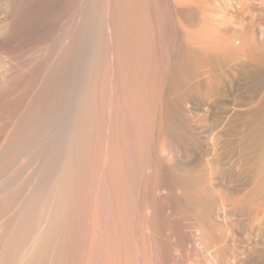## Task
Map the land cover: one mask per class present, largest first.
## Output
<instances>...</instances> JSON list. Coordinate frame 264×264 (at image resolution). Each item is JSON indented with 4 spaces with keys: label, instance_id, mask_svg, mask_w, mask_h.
<instances>
[{
    "label": "bare ground",
    "instance_id": "1",
    "mask_svg": "<svg viewBox=\"0 0 264 264\" xmlns=\"http://www.w3.org/2000/svg\"><path fill=\"white\" fill-rule=\"evenodd\" d=\"M0 264H264V0H0Z\"/></svg>",
    "mask_w": 264,
    "mask_h": 264
}]
</instances>
